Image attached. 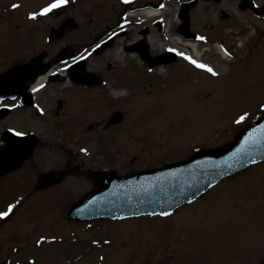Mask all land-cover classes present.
<instances>
[{"label":"rangeland","instance_id":"374dc122","mask_svg":"<svg viewBox=\"0 0 264 264\" xmlns=\"http://www.w3.org/2000/svg\"><path fill=\"white\" fill-rule=\"evenodd\" d=\"M20 1L21 10H26L28 2L36 5L40 0ZM115 1L105 0L100 5H89L87 9L88 1L82 0L74 14L69 12L78 19L81 26L61 39L65 45L76 43L73 51L75 56L88 54L85 64L87 71L100 77L107 75L111 78V75H117L116 72L107 71V66L113 59L119 61L118 65L123 59L136 60V55L124 56L121 51L124 38L116 40L111 47L99 54L81 49L83 45L93 42L92 34L115 23L119 14ZM103 16V23L94 27L92 23L95 19ZM237 17L240 20H249L256 29L264 32V23L252 21L247 16ZM176 22L178 23L177 18ZM12 33H17L13 37L21 38L15 42L25 40V26H16ZM179 38L175 37L178 42ZM210 49L200 50L206 52L202 58L216 65L224 75H229L220 84H215L193 70L189 71L191 76L186 72H181L176 77L172 74L168 81L169 71L159 70L150 78L141 79L140 84L134 86L135 89L125 90L121 86L122 89L118 90L116 86H112L111 91L109 88L101 91L92 88V92L85 94L82 89L76 88L75 102L82 100L81 96L84 94L81 106H75V111L82 117L73 111L74 124L81 123L75 130L80 133L76 137L65 125L66 122L61 124L64 116L50 115L49 118L39 119L31 115L33 113L30 114V110L23 109L0 119V138L7 128H16L38 134L40 142L44 143V148L39 149V156L27 158L19 170L0 179V211L5 209V206L2 207L4 203L13 202L14 198L28 193L25 207L27 210L30 204L27 212L29 224L35 227L33 229L23 224L20 226L19 235H15L16 225L12 226L11 222L13 216L0 224V264L2 261L5 264L3 257L6 253V257H9L8 264H29L30 257H35L37 264H252L256 252L260 253L255 264L262 261L264 163L234 179L224 181L196 203L183 207L172 217L80 225L69 224L64 218L72 204L94 189L93 182L78 176V171L88 174L97 172L99 167L109 169L110 164L101 162L102 159L112 156V170L123 176L138 171L137 169L179 161L198 148H223L233 141L239 131L251 124L253 119L264 114V57L257 59L261 64H247L232 71L229 67L232 64L224 63L216 48ZM42 52L43 49L20 48L13 52L1 48L0 74ZM45 52L49 53L46 49ZM54 56L48 54V59ZM110 69L113 66L108 70ZM64 81L62 78V82L41 94L39 101L46 103L48 97L61 94L67 99L66 114L73 97L69 93L61 92ZM163 86L167 87L161 95L157 94V88ZM150 91L156 93L154 97H149ZM115 94L126 96L127 103L114 107L100 104L104 109H99V118L89 115L94 111V105H87L86 111H83L82 105L93 102L97 104L98 99L106 104L108 98ZM259 107L263 109L260 110ZM116 110L125 112L123 123L105 130L104 124ZM244 114L249 119L247 117L242 127L234 128L233 121ZM90 125L91 131L87 129ZM153 128L155 131L151 130ZM108 133L112 139L108 138ZM129 144L133 146H126ZM70 154L72 157L76 155L73 162ZM67 163L73 173L72 177L67 178L59 187L45 191L46 193H30L31 185L36 182L41 172L61 171L66 168ZM29 196L31 199H27ZM17 211L18 209L12 210L11 215H21L24 210L20 209L18 214ZM44 232L46 243L40 248L36 247V241Z\"/></svg>","mask_w":264,"mask_h":264},{"label":"flooded vegetation","instance_id":"af4514ba","mask_svg":"<svg viewBox=\"0 0 264 264\" xmlns=\"http://www.w3.org/2000/svg\"><path fill=\"white\" fill-rule=\"evenodd\" d=\"M91 1V5L95 6L105 2V0ZM245 1L246 0H129V2L126 3L125 0H116L115 3L119 7V14L116 17L115 23L106 25L102 31L92 34L93 41L107 35L109 36L111 32L114 31L116 36L111 39H109V37L106 38L103 49H108L116 40L124 38L121 42V51L124 53V56L136 55V60L129 61L123 59L122 65L118 69L116 66L110 69L109 72H116L117 75H111V78L105 75L103 77L105 84L110 87L116 86L118 90L121 86H123L125 90L128 88L135 89V87L140 84L141 79L150 78L159 70L169 71V76H167L168 81H170L172 74L176 77L180 76L181 72H186L191 76L192 73H189V71L192 70V67L188 64V60L184 58L185 55H177L174 53L175 57L169 56L166 59L169 61L168 64L153 69L145 63L144 57L147 56V52L151 57L165 56L168 49L162 51L160 47L167 43L168 35H171L173 40L176 36H179L180 42L184 41L181 46L171 48L179 53L187 51L191 46L188 42L191 41L199 40L203 42L205 46L210 47L219 44L225 51L226 56L232 61V65L230 66L232 71L235 68L247 64H261L257 59L264 57V32L256 29L249 20H240L237 16L241 15L245 18L247 16V18H251L252 21L264 23V7L257 9L258 6H256V3L264 4V0H247L248 3H245L246 10L243 11L241 10V5ZM53 2H55V0H40L36 5L28 2V8L26 10H21L22 2L20 0H0V49L6 48L7 50L17 51L20 50V48L31 50L43 49L44 52L46 49V51L49 52L48 54L55 56L52 59H48L47 54L44 63L54 62L63 51L73 52L76 49V43L73 42L65 45V43L63 44V41H61L63 38L50 40V34L53 31L58 32L64 20L69 16L73 17L69 12L75 13L79 0H67L66 5L54 9L47 15H40V13ZM224 3L230 4V6L224 5ZM187 5H191L188 13L190 14L188 21L180 17L179 22L176 23V12L181 13ZM144 8H152L156 11H160V16L152 20L144 21ZM33 15L36 16L35 19L31 18ZM104 17L105 16L95 19L92 25L94 27H99L103 23ZM54 22H57L56 25L53 24ZM15 25L18 28L25 26L26 33L23 34V37H25L23 42H15L16 39L21 40L19 36L13 37L14 34H17L12 33L13 28H16ZM70 33L71 32H67V34ZM160 42L163 44L160 45ZM52 51L55 52L52 54ZM182 66L187 67L189 70ZM62 78L63 77L58 80L52 77L47 78L45 81L47 85L33 97L31 102H28L30 103L28 106L20 107L17 103H14L11 105L8 114L26 109L30 110V114L33 113L31 115L39 119L49 118L50 115H59L60 117L65 115L66 118L62 119L61 124L66 122L67 124L65 125H67L71 131L74 128L73 111H75V106L79 102L74 101V97H76L75 89L79 87L73 85L68 77L64 78L65 81L63 82L61 92L65 94L69 93L71 97H73L72 105L66 114L64 113L67 99L61 94H53L46 99V103L39 101L40 95L44 94L49 88L62 82ZM157 81H160V79ZM167 86H164V88ZM95 88L103 89V84ZM80 89L83 91L86 90L85 88ZM156 93L162 94V89L158 87ZM156 93L150 91L149 97H154ZM118 95L120 94H116V96ZM124 103H127V100L116 99L114 105L111 104L109 99L106 104L101 102L100 99L97 101V104H104L106 107H114ZM44 106H48L50 109ZM9 131H13L14 133L20 132L22 133L21 136L35 135L37 140L31 150L30 156L27 158L33 159L36 155H40L39 149L44 148V143L40 142L41 139L39 140L38 134L21 131L16 128H7L6 133L0 138V141L7 136ZM51 144L55 147V144ZM69 157L71 162H73L76 155L72 157L70 154ZM27 158H25L21 162V165L13 172L19 170ZM68 168L71 169L70 165ZM75 168L77 169V167ZM38 182L39 176L36 182L31 185L30 192L35 190V193L38 194L42 192L46 193L45 191L47 190L36 191Z\"/></svg>","mask_w":264,"mask_h":264},{"label":"water","instance_id":"95a60500","mask_svg":"<svg viewBox=\"0 0 264 264\" xmlns=\"http://www.w3.org/2000/svg\"><path fill=\"white\" fill-rule=\"evenodd\" d=\"M74 29L68 21L65 29ZM84 61L70 69L75 82L93 85L85 72ZM41 67L38 59L18 66L15 70L0 76V105L6 100H16L27 90V82L47 69ZM4 111L0 112V115ZM264 118L240 132L234 143L221 151L199 153L188 161L163 169L119 177L115 173L96 175V190L75 204L66 214L67 221L156 216L148 213L168 211L171 214L188 201H196L221 180L233 177L252 165L264 162ZM247 141V143L245 142ZM27 140L14 142L7 139L0 142V176L14 170L20 164L21 156L29 154ZM171 168H177L174 173ZM65 174L49 173L41 177L40 189L58 184ZM191 202V203H192ZM159 215V214H157ZM264 264V261L263 263Z\"/></svg>","mask_w":264,"mask_h":264},{"label":"snow or ice","instance_id":"6c2138e0","mask_svg":"<svg viewBox=\"0 0 264 264\" xmlns=\"http://www.w3.org/2000/svg\"><path fill=\"white\" fill-rule=\"evenodd\" d=\"M125 2H126V3L129 2V0H125ZM66 3H67V0H55V2H53V3L50 4L48 7H46V8L40 13V15H47L48 13L52 12L54 9H58V8L64 6V5H66ZM31 18H32V19H35L36 16L33 15ZM170 51H171V50H170ZM176 54H177V55H183L182 53H179V52H177ZM184 58L187 59V60H189V62L192 63L195 67H197V68H199V69H202V70H204V71L210 73V74L213 75V76H216V75H217V73H216L211 67H209V66H207V65H205V64L199 63V62H197L196 60H194V59H192V58H190V57L185 56ZM246 119H247V115H246V114H244V115H240V116L235 120V123H236V124H241V123H243ZM260 133H261V134H264V127H262V128L260 129ZM15 135H17V136H21L22 133H20V132H16ZM245 142L247 143V141H245ZM191 202H192L191 200L188 201V203H191ZM12 207H14V206H12ZM11 211H12V208L10 207V208L8 209V211L0 212V219H4V218L8 217V216L11 214ZM148 214H149V215H157V214H159V215L164 216V217H167V216L171 215V213L168 212V211H162V212H160V213L151 212V213H148ZM117 218H118V219H122L123 217H117Z\"/></svg>","mask_w":264,"mask_h":264},{"label":"bare ground","instance_id":"6f19581e","mask_svg":"<svg viewBox=\"0 0 264 264\" xmlns=\"http://www.w3.org/2000/svg\"><path fill=\"white\" fill-rule=\"evenodd\" d=\"M152 13V11H147L145 12V14H148V16H150ZM193 48H196V54L197 55H200L199 51H198V48L197 46L193 45ZM46 79V77H40V78H37L35 82H31L29 84V89L30 90H33L35 87H37L42 81H44Z\"/></svg>","mask_w":264,"mask_h":264}]
</instances>
